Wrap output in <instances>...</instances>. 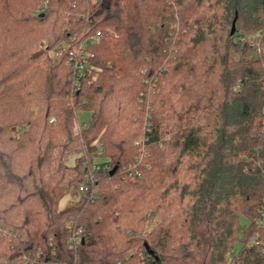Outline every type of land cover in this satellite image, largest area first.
<instances>
[{
	"label": "trees",
	"instance_id": "16d2710c",
	"mask_svg": "<svg viewBox=\"0 0 264 264\" xmlns=\"http://www.w3.org/2000/svg\"><path fill=\"white\" fill-rule=\"evenodd\" d=\"M45 2L33 15V0H0V264L39 252L51 264H264L255 223L264 210V52L237 56L245 35L264 49V0ZM98 31L74 92L66 48ZM154 79L161 96H147L155 114L145 127L132 118ZM178 81L189 96L180 112L170 87ZM137 137L150 138L151 169L124 187ZM162 145L170 159L152 151ZM100 152L118 170L97 175L91 201L77 192ZM67 195L75 200L61 208ZM69 221L88 235L75 251Z\"/></svg>",
	"mask_w": 264,
	"mask_h": 264
},
{
	"label": "built area",
	"instance_id": "2783aa9c",
	"mask_svg": "<svg viewBox=\"0 0 264 264\" xmlns=\"http://www.w3.org/2000/svg\"><path fill=\"white\" fill-rule=\"evenodd\" d=\"M74 5L75 4H73V6ZM109 35H111V33H108V36ZM103 37V32L98 31L88 36L83 42L66 48L67 64L74 73V92H79L82 89V79L86 76L88 70L91 69L89 62L94 58V55L90 52V46L99 43ZM154 82L152 83L156 84L157 79H154ZM144 83L149 84V82L146 80ZM147 96L148 94L146 91L140 93L138 112L142 114L148 112L147 121H149L151 119L150 111L153 109V100H148ZM50 122L53 123L54 120L52 119ZM79 129H81L80 126ZM134 146L138 151V155L135 157L132 163L124 168V176L122 178L123 182L140 181L143 178V173L146 170L151 169V164L148 162L150 157V138L143 137L142 139L135 141ZM97 147L100 151L103 150V145L101 143H99ZM112 170V166L109 163H94L86 177L85 184H82L78 188V196L80 197L90 191L91 201L96 200L99 192L101 191L99 187L95 186L98 181L97 175L110 174ZM116 187L118 188L119 185L117 184ZM255 223L257 226H259V228L264 229V210L261 212V216L255 220ZM67 225L72 230V235L67 241L68 248L75 251L79 246L85 244L88 241V235L85 227L77 226L76 222L74 221H69ZM252 242L255 245L260 244L259 235H256ZM40 256V252L38 253L37 257H34L33 259L31 256L27 255L23 258V264H51L49 262H40Z\"/></svg>",
	"mask_w": 264,
	"mask_h": 264
},
{
	"label": "rangeland",
	"instance_id": "374dc122",
	"mask_svg": "<svg viewBox=\"0 0 264 264\" xmlns=\"http://www.w3.org/2000/svg\"><path fill=\"white\" fill-rule=\"evenodd\" d=\"M30 0H21L22 3V7H25V4H27ZM186 3H188L189 1L192 3V0H185ZM33 4H34V8L32 10L33 15H38L40 13H45V9H46V2L45 0H33ZM23 12V11H22ZM76 18H78V16H76ZM174 25V24H173ZM179 22L176 23V25L179 27ZM62 33H68L67 29L62 30ZM254 37L251 35H245L242 36V38H240L238 40V43L240 44V49H241V53L239 55H237L239 58H242L243 56H245L247 59H251L254 56H259L262 52H264L263 48H260V46H257V43L254 42ZM249 43V45H248ZM48 46V41L47 40H43L41 42V49H44ZM59 48V46L57 47H53L51 48V50L49 51V54L51 56L55 55L56 50ZM249 55V56H248ZM185 82H179L176 83L175 85H171L170 87H172L173 91V110H176L177 112H180L183 108V105L185 103V101L189 98L188 95H186L187 92H185V90L183 89ZM157 84V83H156ZM152 84L150 85L148 88H146V92L149 95V93L151 92V94H154L157 96V101H159L161 93H160V87L158 86V84ZM181 85V87L178 86ZM162 100V99H161ZM138 106H139V100H138ZM138 106H137V112L136 114H134L133 116V121H139L140 119L144 122L145 127L148 125L147 122V117H148V112H145V114L142 113H138ZM154 106H156L155 102H154ZM149 110V108H148ZM150 114L152 117H154L155 114V107L152 109V111H150ZM90 113H85L82 112L78 115V119L80 123H84V122H88L90 120ZM173 123V117L171 116V114L169 113V115H167V117L164 118L163 123H162V131L164 132H168L170 131V128L172 126ZM171 134H166L165 137V141H169V139L171 138L170 136ZM143 137H137V139H135V141L142 139ZM134 141V142H135ZM160 146V145H159ZM162 150V151H158V150ZM159 149H157V147H153L152 151L156 154L158 152L164 153L165 157L167 159H170L169 155H170V151L169 150H165L163 145L161 147H159ZM101 152L99 153V156L94 160L95 163H101V162H107L109 161L107 157H102V155H100ZM73 160L74 157L69 161V164H73ZM124 187L129 186V185H133V184H140V181H128V182H123ZM79 198V197H78ZM70 200H75V198H73L70 195H67L61 202V208H63L68 201ZM161 221V219L159 218H155L152 220H149L148 223L146 224V230L147 231H152L155 226L157 225V223H159ZM248 224V221H246L245 219H241V225H240V233H242V231L244 230V227ZM86 226V225H85ZM243 247V243H238L235 245V249L234 251L229 255L228 257V262L231 261L233 259V257L239 253V251L242 249Z\"/></svg>",
	"mask_w": 264,
	"mask_h": 264
},
{
	"label": "water",
	"instance_id": "95a60500",
	"mask_svg": "<svg viewBox=\"0 0 264 264\" xmlns=\"http://www.w3.org/2000/svg\"><path fill=\"white\" fill-rule=\"evenodd\" d=\"M236 23H237V18L234 20L233 25H232V30H231V35H233L236 31ZM118 170V167H114L113 170L110 172V175L113 176Z\"/></svg>",
	"mask_w": 264,
	"mask_h": 264
}]
</instances>
